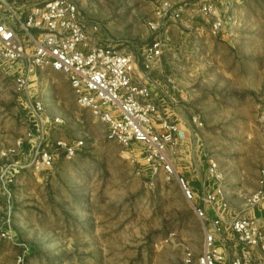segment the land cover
<instances>
[{
  "label": "rangeland",
  "instance_id": "1",
  "mask_svg": "<svg viewBox=\"0 0 264 264\" xmlns=\"http://www.w3.org/2000/svg\"><path fill=\"white\" fill-rule=\"evenodd\" d=\"M41 1L9 3L22 12ZM75 1L97 27L90 32L98 42L139 56L155 39L149 22L162 0ZM170 1L186 11L160 34L163 56L153 77L186 130L173 149L174 163L192 187L191 175L206 189L221 187L233 216H256L246 202L264 162V0ZM201 2L212 3L223 19L219 34L212 32V17L198 10ZM11 86L8 80L0 90V164L2 149L23 131ZM33 93L50 116L63 119L52 140L83 144L72 158L60 154L50 170L21 173L11 198L0 192V225L12 209V239L0 235V264H195L205 227L177 177L152 174L139 144L125 148L109 138L107 127L78 106L62 73L39 78ZM225 247L230 257L239 250L235 239Z\"/></svg>",
  "mask_w": 264,
  "mask_h": 264
},
{
  "label": "built area",
  "instance_id": "2",
  "mask_svg": "<svg viewBox=\"0 0 264 264\" xmlns=\"http://www.w3.org/2000/svg\"><path fill=\"white\" fill-rule=\"evenodd\" d=\"M9 2L0 0V90L12 81L23 131L2 149L0 192L11 198L12 186L21 173L50 170L60 154L72 158L82 147V141L52 140L63 119L50 116L45 101L33 93L39 78L50 71L59 72L67 78L78 106L107 127L109 138L125 148L139 144V156L152 174L177 177L183 196L205 227L203 248L195 264H264V162L258 188L246 202L249 209L259 210L256 216H233L221 187L197 191L174 163L173 149L186 130L165 105L160 81L153 73L160 71L163 56L164 37L160 34L168 31L170 21L183 19L186 7L162 0L149 22L155 39L143 45L137 56L94 39L91 32L98 29L84 19L75 0H42L22 12ZM198 10L212 17V32L219 34L224 21L216 7L201 2ZM193 120L198 123L196 117ZM216 168L212 161V176ZM11 221L9 208L0 225L1 237L12 239ZM227 239H235L239 247L231 257L225 247ZM192 258L189 253L187 262L192 263Z\"/></svg>",
  "mask_w": 264,
  "mask_h": 264
},
{
  "label": "crops",
  "instance_id": "3",
  "mask_svg": "<svg viewBox=\"0 0 264 264\" xmlns=\"http://www.w3.org/2000/svg\"><path fill=\"white\" fill-rule=\"evenodd\" d=\"M160 95H161V94H160ZM190 177H191V178H190V179H191V183L194 184V186L197 185V187H199V188H201V186H202L204 189H206V188L209 187V186H208V187L205 186V183L200 184V183H198V182H196V181H193V180H192V179H193V176H192V175H191ZM200 185H201V186H200ZM204 186H205L206 188H205ZM197 187H194V188H196V189L199 190V188H197ZM204 189H200L199 191H202V190H204ZM253 211H254V213H256L257 215L259 214V210H258V209H257V210L255 209V210H253Z\"/></svg>",
  "mask_w": 264,
  "mask_h": 264
}]
</instances>
